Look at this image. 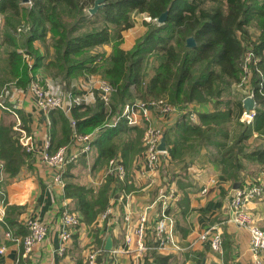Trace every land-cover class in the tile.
<instances>
[{"label": "trees", "instance_id": "1", "mask_svg": "<svg viewBox=\"0 0 264 264\" xmlns=\"http://www.w3.org/2000/svg\"><path fill=\"white\" fill-rule=\"evenodd\" d=\"M93 2L0 0V47L8 68L6 78L0 75V84L8 81L24 87L36 78L39 68L65 93L78 92L73 80L81 76L97 74L107 79L112 86L108 105L96 92L92 103L70 109L80 132L105 126L94 141L98 165L118 150L125 157L142 150L140 127L128 125L124 117L115 125L105 122L115 118L126 101L165 96L178 106L192 101L212 104L211 110L197 113L196 124L183 117L165 130L167 153L161 155L160 168L168 171L165 175L169 173L180 183L193 167L209 161L217 165L213 169L218 173L237 181L245 161L253 159L264 166V144L249 140L253 130L264 138V0H104L102 7L90 13ZM163 11L166 19L159 23L156 18ZM135 13L144 15L145 29L126 49L122 46L123 31L134 25ZM20 25L25 26L24 32L18 30ZM88 25L94 27L85 28ZM188 36L194 38V46L186 45ZM36 41L39 46H35ZM108 43L109 52L99 48ZM17 47L27 52L30 65ZM247 54L246 76L259 105L249 123L239 120L241 97L223 99L226 88L241 82ZM50 114L53 124L59 122L61 128V136L53 137L55 150L68 141L70 126L61 109ZM13 124L14 120L0 124V155L5 165L28 156ZM174 164L180 167L170 169ZM110 180L114 178L95 191L91 186L65 185L66 194L75 198L80 221H93L108 205ZM180 187L184 188L183 184ZM14 207L9 205L5 214L10 225L8 211Z\"/></svg>", "mask_w": 264, "mask_h": 264}, {"label": "crops", "instance_id": "2", "mask_svg": "<svg viewBox=\"0 0 264 264\" xmlns=\"http://www.w3.org/2000/svg\"><path fill=\"white\" fill-rule=\"evenodd\" d=\"M34 44L39 46L37 41ZM131 45L122 44L126 49ZM40 51L43 52V49L41 48ZM0 53L3 55L2 61L4 60L3 64H0V75H2L8 69L3 46L0 47ZM35 76L43 85L56 82L42 68L36 71ZM99 77L97 74H88L73 80L77 93H84V102L94 101ZM25 88L26 85L15 87L13 94L6 97L5 103L8 108L0 106V124L9 120H14L15 124V115L9 109L13 105L20 125L32 134L37 146L40 147L44 139L49 136V150L53 151L55 145L53 137L61 136L60 123L53 124L51 110L36 108ZM191 106L196 113L212 109L210 102L191 104ZM61 111L68 118L70 126L69 139L64 143H70L73 125L70 124L69 118L74 119V117L71 110L67 114ZM151 115L153 122L161 126L164 132L175 125L178 116L176 112L161 115L156 111H151ZM104 127L96 128L91 150L79 155L76 162L72 161L74 163L70 162L65 166L62 173L63 183L53 180L52 170L38 158L35 151L28 152L27 157L22 156L17 161L10 160L7 165L4 164V156L0 155V264H87V253L92 248L100 249L95 264H108L112 254H115L117 264H256L249 250L248 231L227 219L230 213L231 190L245 182L264 183V166L253 159L245 161V169L241 170L240 179L232 181L213 169L216 164L211 165L209 161H205L193 167V172L188 177H183L182 182L179 183L172 179L169 173L168 176L165 175L168 171L161 170V165L156 172L148 169L141 151L125 157L118 150L114 156L122 159L126 178L125 181L117 182L118 178L113 174H105L108 160L101 165L95 162L97 149L94 141L105 130ZM75 128L78 131L76 121ZM131 132L134 134L133 130ZM140 138L142 141V134ZM249 140L256 141L259 145L264 144V138L255 130ZM261 140L263 143H259ZM60 145L63 143L58 146ZM9 166H11L10 170ZM110 178L114 180H110L109 183L107 206L111 207L112 213L107 217H101L98 213L91 222L80 221L77 228L70 232V236L62 239L60 232L65 228L61 221L62 211L66 209L80 215L76 210L75 198L66 194L65 185L81 184L91 186L95 191ZM120 182L122 186H119ZM181 184L184 188L180 187ZM168 185L176 190L174 201L168 211L174 218V234L178 249L171 246L159 249L153 240V223L159 211L155 201L156 193L158 188L160 190ZM9 205L15 206L8 211L11 225L5 217ZM248 207L258 224L264 227V192L261 199L252 201ZM143 209L147 210L149 219L148 248L141 255H137L132 245L124 251L113 252L114 249L125 246L124 214L128 210L134 213ZM32 218L46 223L48 234L45 239L35 244L29 253L21 255V247L13 237L27 233V223ZM216 227L222 235L220 252L213 250L209 242L212 229ZM107 237L111 239L109 250L104 248Z\"/></svg>", "mask_w": 264, "mask_h": 264}, {"label": "built area", "instance_id": "3", "mask_svg": "<svg viewBox=\"0 0 264 264\" xmlns=\"http://www.w3.org/2000/svg\"><path fill=\"white\" fill-rule=\"evenodd\" d=\"M2 15L0 14V27L2 24ZM23 27H25L23 25ZM21 28L19 27L18 30ZM19 52L22 53L25 60L29 65L31 58L25 52L23 47H19ZM249 56L244 57L242 66L245 72H248L247 60ZM246 81L248 77L245 75ZM261 85V83H260ZM15 87L11 82L6 83L0 87V106L8 108L6 105V97L13 94ZM25 91L30 95L33 100V104L36 108L41 110H53L61 109L66 114L74 105H80L85 101L84 93H65L61 89L60 85L51 82L46 85L40 83L35 78L27 83ZM96 92L99 98L103 101L104 105H108L110 96L112 93V86L110 82L99 77L96 86ZM259 105L256 102V107L250 110L248 113L243 109L239 116L242 121L250 122ZM177 108L171 103L163 100L162 98L142 100L135 98L133 100L126 101L121 109V112L114 118L107 120L106 125H114L119 119L125 118L128 125H141L143 126L142 144L141 150L142 157L144 159L145 166L151 171L156 172L160 166L161 153H167V150H160L158 144L163 134V128L152 120L151 111H156L161 115H166L175 112ZM9 109L15 115V124L13 126L17 134L19 144L28 152L35 151L38 158L53 172V180L58 183H63L62 173L65 166L76 160L79 155L87 153L91 150L92 142L96 134L97 129L90 132H79L75 128V120L69 118L70 124L73 125L72 140L68 144L58 146L55 150L50 151V138L47 136L42 142L41 146H37L34 137L23 126L20 125L19 117L13 110L14 106ZM190 121L196 123V113L193 109L189 108ZM105 174H113L119 180L126 178V169L122 159L119 156H112L108 159ZM264 192V183H250L245 182L239 184L231 190V196L229 199L230 213L228 221L236 224L239 227H243L249 234V250L256 264L264 263V227H261L255 219L253 213L250 211L248 204L254 200L261 199ZM176 190L168 185L163 186L157 194L155 201L159 206V211L155 216L153 223V240L157 248H166L167 246L178 249L177 242L174 234V218L168 211L169 206L172 204L175 198ZM150 206V205H149ZM147 206V207H149ZM112 213L110 206H106L105 209L100 212L101 217H107ZM62 225L65 228L61 229L60 235L62 239H67L70 236V232L75 230L80 224V217L73 211L64 209L61 214ZM123 222L126 226L123 237L124 245L119 249H114L113 252L126 250L129 246H133L137 255H141L147 248V229L149 228V219L146 209L134 212L128 210L123 216ZM130 223V224H129ZM28 231L22 236L13 237V240L17 242L21 247V255L29 253L33 246L38 242H41L47 237L48 226L46 223L32 218L27 223ZM210 246L215 251H221L222 235L221 231L212 229V236L209 239ZM3 250V247L1 248ZM100 251L99 248H92L87 253V264H95L96 255ZM115 254H112L109 258L108 264H117L115 260Z\"/></svg>", "mask_w": 264, "mask_h": 264}, {"label": "rangeland", "instance_id": "4", "mask_svg": "<svg viewBox=\"0 0 264 264\" xmlns=\"http://www.w3.org/2000/svg\"><path fill=\"white\" fill-rule=\"evenodd\" d=\"M91 7V6H90ZM98 10V9H97ZM96 10V11H97ZM144 18V15L140 14V13H135L134 14V25L131 27V28H128L126 30L123 31V42L122 44L123 45H131L135 38L143 32V30L145 29V27L142 25V19ZM157 21V20H156ZM94 27L93 25H88L87 27L85 28H92ZM144 27V28H143ZM255 26H250V29L252 32H255ZM20 30L22 32H24L25 30V27H23V25H20ZM100 49L102 50H110V47H111V43H108L107 45H100L99 46ZM3 55L2 53H0V64H3V61H2V58ZM248 66V65H247ZM246 74H249V71L248 72H245L244 69H243V66H242V77H241V82H238V83H235L233 82L228 88L225 89V91L223 92V99H228V98H231V97H241V99H243L246 95L250 94L251 93V83L249 82V80L246 81L245 79V75ZM5 75V78L7 77L6 73L2 74V76ZM4 80V79H3ZM6 83V82H5ZM5 83H2L0 85H3ZM7 83H9L7 81ZM1 87V86H0ZM77 93V92H76ZM159 98H162L163 100L171 103L172 105L176 106V107H179L177 108V110L175 111L176 112V115L177 116V121L178 119L180 118H186L187 120H189L190 123L194 124L193 122L190 121V118H189V108L193 109L194 108L191 106V104L193 105H196L197 103L199 102H195V101H192L190 102L189 104L188 103H185L183 104L182 106H178V105H175L174 103L170 102L165 96H162V97H159ZM135 99V98H134ZM141 99V98H140ZM133 100V99H132ZM143 100V99H142ZM148 100H151V99H148ZM195 112V111H194ZM196 113V112H195ZM183 115V116H182ZM196 122L198 121V116H197V113H196ZM112 120L114 118H109L108 120ZM239 120L242 121L239 117ZM242 122H245V121H242ZM246 123H249V122H246ZM196 124V123H195ZM142 125V124H141ZM138 127H143V126H139L137 125ZM166 128V127H165ZM142 134H143V128H142ZM163 134H165L164 132V129H163ZM162 134V135H163ZM166 139V138H165ZM259 143H263L262 140L261 142L259 141ZM63 144H68V143H63ZM142 148H143V144H142ZM164 153H161V155H163ZM161 155H160V165L162 163V158H161ZM75 161V160H74ZM76 162V161H75ZM74 163V162H72ZM160 167V166H159ZM178 167H180V164H174L170 167V169L172 168V170H176ZM251 168V167H249ZM105 170H106V167H105ZM108 175H111V174H108ZM125 181V179H124ZM159 188H158V191L156 194L159 193ZM102 212V211H101ZM222 243V242H221ZM222 246V244H221Z\"/></svg>", "mask_w": 264, "mask_h": 264}, {"label": "water", "instance_id": "5", "mask_svg": "<svg viewBox=\"0 0 264 264\" xmlns=\"http://www.w3.org/2000/svg\"><path fill=\"white\" fill-rule=\"evenodd\" d=\"M23 3L28 2L29 0H21ZM104 4V0H94L93 5L88 8V11L90 13H94L98 8L102 7ZM166 11H163L157 18L156 20L159 23H162L166 19ZM186 45L187 46H194L195 45V40L192 36H188L186 38ZM242 107L245 110L246 113H248L250 110L254 109L256 107V99L254 97V93L251 92L250 94L246 95L242 99ZM158 148L160 150H165L166 149V139H165V134H163L160 138V142L158 144ZM105 249L109 250L111 248V239L110 237H107L105 241Z\"/></svg>", "mask_w": 264, "mask_h": 264}]
</instances>
